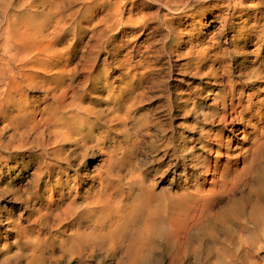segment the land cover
I'll use <instances>...</instances> for the list:
<instances>
[{
	"label": "rangeland",
	"instance_id": "obj_1",
	"mask_svg": "<svg viewBox=\"0 0 264 264\" xmlns=\"http://www.w3.org/2000/svg\"><path fill=\"white\" fill-rule=\"evenodd\" d=\"M161 1L41 13L63 27L53 39L78 73L64 80L74 100L42 103L43 127L5 102L0 264H264V0H234L225 23L216 6L179 20ZM168 24L189 33L170 45Z\"/></svg>",
	"mask_w": 264,
	"mask_h": 264
},
{
	"label": "bare ground",
	"instance_id": "obj_2",
	"mask_svg": "<svg viewBox=\"0 0 264 264\" xmlns=\"http://www.w3.org/2000/svg\"><path fill=\"white\" fill-rule=\"evenodd\" d=\"M54 1L56 2V0H20V2L18 4L14 5V3L9 4L8 2H6V0H0V18L5 20V23L2 26H1V22H0V114L3 113L2 111H3L4 107L6 106V104L8 103V107L17 108V112H19V115L26 113L25 111H29L35 115V118L36 117L39 119L41 118L40 120H35V121H37V122H35L37 124L36 127H39L38 125H41L40 127H43L42 124L43 125L46 124V120H47V119L43 120V113L47 110V106L45 108L42 107L43 109L41 111V110H39L41 104L42 103L46 104L49 102L51 103V101H52V103L56 102V104H57V102H59V103L61 102L62 104L63 103L65 104V102L67 101V97L70 95H69V92H67V90L69 91V85H66V84L64 85V80L66 82L67 80H69L70 76H72L70 78L72 80L73 76L78 75V73L76 74V68H72L73 62H72L71 58H68V57L65 58V56L63 55L64 51H62V49L57 48L56 39L55 40L53 39V35L60 33V32H58L55 34V32L57 30H59L58 28L61 27L59 19H57V17H55V20H57V21H54L51 23V20H50V24L48 23V26H47V22L49 21L50 18L48 17L49 19L48 18L46 19L45 16L42 15L44 13L43 10L47 7L51 8L50 11H52V14L50 16H54L55 14H57V11H59L61 6L58 4L56 5ZM153 1H156V0H153ZM164 1H166V8L168 11L173 12L175 9V11L180 15L182 14L183 8H187L189 6H195V5L202 6L197 12H194V14H193L194 18L195 17L199 18L201 16H204L205 12H209L210 8L212 6H216L219 8V9H217L216 14L218 16L222 17L223 23H225L227 20L226 15H227V17H229V16L232 17V13L236 12L238 10V5L240 4L242 6V4H243V2L238 4L237 2H234V0H164ZM227 1H228V4H225V3H227ZM160 2H162V1L160 0ZM110 4H109V6H110ZM9 6H11V8H13V6H15V9H13V10H16V11L14 12ZM113 8H114V6H113ZM225 10L227 11V13H225L226 12ZM182 16L183 15H181L179 17V20H181L180 18ZM148 19H150V18H148ZM152 19H153V17H152ZM104 20L106 21V19H104ZM167 20L168 19H166V20L164 19L163 22L165 24H167ZM157 22L159 23V21H157ZM170 22H172V21H170ZM62 24L65 25L64 22H62ZM119 24L116 23V26L113 28V30L117 31ZM165 24H162V25H165ZM159 25H157V27L155 28L156 31H158L161 28L160 27L161 25L160 26ZM167 27H168L167 31L170 34L169 39H168V41L170 42V45H171V43L179 41L180 39H182V37H184L187 33H189V32L184 33L182 31V29H180L179 27L176 26V28H175L174 26H172L170 24H168ZM61 28H63V27H61ZM101 32L102 31L100 30L99 33L101 34ZM99 33H98V35H99ZM113 37H115V36H113ZM57 39H59V38H57ZM110 42H111V40H110ZM113 43H117V42H113ZM119 44L121 45L120 42H119ZM144 51H145V49L142 52H144ZM130 53H131V51H130ZM137 53H138L137 54L138 56H140V55L144 56L146 54V52L144 54V53H141L139 51ZM201 53H202L201 51H197L198 55H200ZM91 57H93V56L91 55ZM126 57L130 58V54ZM144 57H143V59H144ZM129 58H125V59L128 60ZM89 59L92 60L91 58H89ZM81 61H80V63L76 62V64L77 65L81 64ZM132 61H133V59H132ZM92 62H90V63H92ZM127 62L129 63L130 61H127ZM138 64H140V66L139 67L137 66V67L143 71L138 72L137 74L133 75V77L131 76L132 78H130L132 80L135 79L137 81L138 87H136V90H140L143 87L144 82L147 80L146 76L148 73L146 71V69H148V67H146V62H143L142 60H140ZM133 65H135V64H133ZM119 66H121V65H118V67ZM88 68L90 69V67H88ZM88 68H87V71H88ZM84 69L85 68L83 67V70ZM130 69H128V70L130 71ZM55 78H56V81L58 79L57 83H52L53 82L52 79H55ZM49 81H52V82H49ZM77 81H78V79H77ZM70 82H72V81H70ZM129 83H130V81H129ZM66 86H67V89H65ZM73 86H75V85L73 84ZM133 88H134V86H133ZM124 90L130 91V90H132V86H130L128 84ZM30 92H35V93H41L42 92V93H44V95L41 97L40 96H32L31 97ZM70 94H71V92H70ZM73 96L74 95H72V97L71 96L70 97L73 98V100H74ZM69 100H70V98H69ZM69 100L66 102L69 104L68 107H70L69 102L70 101L72 102V100H70V101ZM5 102H6V104H5ZM28 103H32L35 106L34 107L35 112L37 110L36 113L34 112V110L31 111L30 108L27 109ZM72 104L73 103H71V105ZM47 105H49V104H47ZM63 105H61V106H63ZM55 107H53L52 109H54ZM63 107L68 109L66 106H63ZM70 109H71V107H70ZM64 110H61V111L64 112ZM52 111L54 112V110H52ZM52 111H50V112H52ZM65 112H67V111H65ZM77 113H78V111H77ZM51 114H49V115L51 116ZM54 114H56V113H54ZM45 115H47V114H45ZM25 116H27V113ZM38 116H41V117H38ZM52 117H53V115L51 116V118ZM55 117H58V116H55ZM52 119H50V121ZM54 119L52 121H54ZM20 120L22 121V120H24V118L23 119L21 118ZM25 120H24L25 125L26 126L29 125L25 122ZM29 121H30V119H29ZM32 121H30L31 124L33 123ZM24 123H23V125H24ZM57 123H59V121H57ZM49 124H48V128H49ZM56 126H58V125H56ZM31 127H33V126H31ZM34 128H35V125H34ZM68 209L71 211V209H72L71 206H69L67 208V210L65 208L66 214L68 212ZM66 214H64V216ZM68 214H69V212H68ZM55 216H57V214ZM84 234H86V233H82V234L80 233V234H76V235L82 236Z\"/></svg>",
	"mask_w": 264,
	"mask_h": 264
}]
</instances>
